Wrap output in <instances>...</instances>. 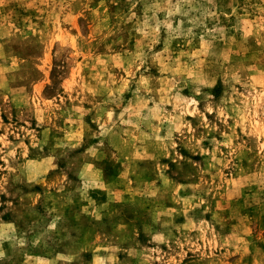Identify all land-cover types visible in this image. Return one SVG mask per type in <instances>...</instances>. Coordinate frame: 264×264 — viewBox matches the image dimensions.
I'll use <instances>...</instances> for the list:
<instances>
[{
	"label": "rangeland",
	"instance_id": "1",
	"mask_svg": "<svg viewBox=\"0 0 264 264\" xmlns=\"http://www.w3.org/2000/svg\"><path fill=\"white\" fill-rule=\"evenodd\" d=\"M0 264H264V0H0Z\"/></svg>",
	"mask_w": 264,
	"mask_h": 264
}]
</instances>
